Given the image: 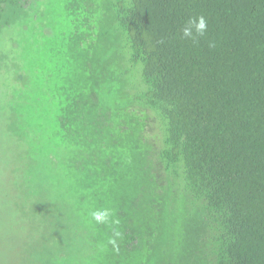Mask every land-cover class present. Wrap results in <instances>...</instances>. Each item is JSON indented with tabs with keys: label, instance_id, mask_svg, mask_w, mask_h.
Here are the masks:
<instances>
[{
	"label": "trees",
	"instance_id": "1",
	"mask_svg": "<svg viewBox=\"0 0 264 264\" xmlns=\"http://www.w3.org/2000/svg\"><path fill=\"white\" fill-rule=\"evenodd\" d=\"M0 116V264H264V0H0Z\"/></svg>",
	"mask_w": 264,
	"mask_h": 264
},
{
	"label": "rangeland",
	"instance_id": "2",
	"mask_svg": "<svg viewBox=\"0 0 264 264\" xmlns=\"http://www.w3.org/2000/svg\"><path fill=\"white\" fill-rule=\"evenodd\" d=\"M12 132L13 131H11V128L6 121V117L3 118L0 116V148H5L7 151L14 150V145L21 143V141H17V136L14 135L15 132L13 133ZM1 150L2 149H0V151ZM3 161L4 160L0 158V170H2V174L0 173V197H2L0 198L1 199L0 201V261H7L8 257L10 256L9 254H12L14 251V248L9 249L10 242H12V239L14 238L17 248V244L19 240V236L16 235L15 234L16 232L12 230L13 227L11 228V224L13 223L14 225V223H16L14 220L16 218L14 216L19 214L18 213L19 208L18 207L13 208L14 205L12 204L11 210L1 209L2 206H6L9 203V201L12 199L10 198L12 196L11 194L12 191L16 190L13 186L14 185L13 183L7 184L6 182L9 179L8 172H10V170L4 169L5 162ZM11 167L12 165L9 166V168ZM20 172H22L23 175H25L26 169ZM3 179H5V181H3ZM38 236H39L38 242L42 243L49 241L55 244L56 249H59L57 247L60 246L61 242L55 240L57 238L56 236H47V235L45 237L41 235ZM74 245H76V247L74 246L75 249L72 250L70 254L64 255L63 257L65 261L64 264H84L80 256L77 254L78 244L74 242Z\"/></svg>",
	"mask_w": 264,
	"mask_h": 264
},
{
	"label": "clouds",
	"instance_id": "3",
	"mask_svg": "<svg viewBox=\"0 0 264 264\" xmlns=\"http://www.w3.org/2000/svg\"><path fill=\"white\" fill-rule=\"evenodd\" d=\"M207 30L208 21L206 17L199 15L190 17L181 29V33L184 38L195 41L198 37H204ZM89 214L95 224L111 228L112 237L109 238V243L115 246L117 239L121 237V232L118 230L120 220L116 216L115 209L111 207H99L91 210Z\"/></svg>",
	"mask_w": 264,
	"mask_h": 264
}]
</instances>
